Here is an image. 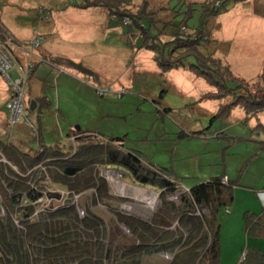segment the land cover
<instances>
[{
    "label": "rangeland",
    "instance_id": "1",
    "mask_svg": "<svg viewBox=\"0 0 264 264\" xmlns=\"http://www.w3.org/2000/svg\"><path fill=\"white\" fill-rule=\"evenodd\" d=\"M84 1L0 0L1 23L17 38H24L29 29L38 27L40 32L47 33L44 36H47L50 46L68 51L77 59L76 65L70 68L71 77L63 74L56 77V70L45 67L43 94L47 99L46 105L39 104L37 109L30 110L25 83L24 112L27 111L25 117L31 126L23 120L10 123L9 112L0 101V111H6L7 117L6 120L0 117V140L11 138V134L15 139V134H19L28 144L36 143L40 135L45 145H60L67 141L70 130L78 126L81 131L96 134L97 137L93 136L95 141L123 138L125 149L135 151L148 166L167 171L170 178L181 185H178L179 190L225 175L233 186L223 193L215 210L219 223L220 261L222 264H239L245 254L256 250L261 253V264H264V237L248 235L244 222L246 213L256 215L264 208V128L258 125L264 123V109L256 113L258 115H251L237 107L228 114L231 95L213 99L217 88L189 68L159 69L150 50L141 47L143 39L135 27L115 17H107L103 7H83ZM203 1L148 0L146 4L144 0H123L125 6L122 11L128 18L129 13L153 11V20L157 21L158 28L170 20L165 25L170 33L183 20L188 29L199 26V3ZM190 3L192 15L184 19ZM225 6L229 8L227 11ZM41 8L48 15V20L39 18ZM116 10L119 12L118 8ZM218 10L220 12L208 20L207 34L209 31L234 32L237 48L249 36L247 30L252 31V36L246 39L249 48L243 56L248 58L247 61L231 64L228 59L235 46L231 45L227 53L225 50L217 51V58L222 55L219 58L222 65L217 66L214 60L212 66L221 77L230 79L224 81L230 92H240L248 97L260 96L264 89V80L260 78L264 61L263 64L259 62L264 55V26L256 25V21L262 19L264 23L262 17L257 18L258 14L264 15V0L226 3ZM246 13L257 16L231 25L233 20L243 18ZM47 30L53 32L48 33ZM182 30H186L185 26ZM155 33L165 39L164 33ZM260 35H263V40ZM208 44L212 46L214 42L209 41ZM200 46L202 51L211 52L205 42ZM188 61L194 59H187L185 66ZM40 63L45 65V62ZM12 72L14 75L17 73L15 67H12ZM19 124L24 130L17 128ZM76 145L70 140L61 146H73L74 149ZM25 153H31V150ZM0 162L14 167L4 157L1 148ZM100 168L112 195L126 199L119 204L121 211L146 218L144 215L155 210L158 198L150 191L157 192L159 188L153 190V186L144 185L148 187L145 191L133 184L134 179L124 168H119L120 171L108 166ZM12 169L16 170V167ZM106 169L115 171L112 176L116 180L109 178L111 174L105 173ZM53 186L50 183L43 186L44 193L52 196L46 195L47 201L36 204L38 210L48 204L54 209L60 204L55 200L57 192ZM85 195L90 196L91 191H82L77 198ZM152 197L154 204L149 201ZM89 205H94L91 198ZM6 213V206L0 200V217Z\"/></svg>",
    "mask_w": 264,
    "mask_h": 264
},
{
    "label": "trees",
    "instance_id": "2",
    "mask_svg": "<svg viewBox=\"0 0 264 264\" xmlns=\"http://www.w3.org/2000/svg\"><path fill=\"white\" fill-rule=\"evenodd\" d=\"M144 1L148 3V0ZM238 1L242 0H204L199 3V26L188 29L183 20L170 33L165 26L170 20L158 28L157 21L153 20V11L129 13L128 18L122 11L125 6L123 0H85L82 6L103 7L121 22L127 19V25L131 24L142 36V44L154 51L155 61L161 70L189 68L217 88L213 99L231 95L228 114L241 107L246 114L255 115L264 109V89L260 96L249 97L240 92H230L224 82L230 79L221 77L212 66L214 60L217 66L222 65L219 58L213 52L207 53L200 48L201 42L209 40L206 32L208 20L220 12V6ZM187 8L184 19L192 15V3ZM225 9L229 8L225 6ZM43 15L45 17L40 15L39 18L47 19L44 9ZM182 26L186 30H182ZM155 31L164 33L167 39ZM36 33L45 40L44 34ZM8 35L11 34L0 20V38ZM38 52L39 63L47 61L57 65L66 61L69 65H76L67 59L43 57ZM190 57L194 61H188L185 66ZM260 78L264 80V66ZM46 100L45 96H40L35 103L46 105ZM31 102L29 99V108ZM258 125L264 128L263 124ZM72 132L78 136L74 149L73 146L66 148L59 144L42 145L34 154L21 151L12 140H0L2 154L14 166L0 162V200L7 209L6 215L0 217V264H222L215 210L223 193L233 186L230 179L225 175L213 177L192 186L188 192L180 193V184L171 179L167 171L145 164L135 151L124 148L123 138L95 141L93 136L97 135L92 132L73 128L69 136L74 135ZM100 166L124 168L135 182L159 188L156 209L146 218L121 211L119 204L126 199L112 195L109 183L101 175L103 169ZM15 167L16 170L12 169ZM48 183L56 190L59 189L55 187L57 185L67 194L57 201L60 197L57 191L54 197L60 204L54 209L48 204L43 210H38L35 205L39 204V198L46 200L52 196L43 190ZM88 190L91 191L90 196L75 197ZM176 192L179 193L178 200H169L168 197ZM90 198L93 206H88ZM195 206L209 211L198 217L194 214ZM244 222L248 235L264 237V208L256 215L246 213ZM161 251L171 252L172 259H163L159 254ZM262 258L261 253L255 250L245 254L239 264H261Z\"/></svg>",
    "mask_w": 264,
    "mask_h": 264
},
{
    "label": "crops",
    "instance_id": "3",
    "mask_svg": "<svg viewBox=\"0 0 264 264\" xmlns=\"http://www.w3.org/2000/svg\"><path fill=\"white\" fill-rule=\"evenodd\" d=\"M80 4V3H79ZM78 4V5H79ZM88 8H92V7H88ZM41 10L43 11V9L41 8ZM104 10V9H103ZM104 14H107L106 16L108 17V16H112L107 10L105 11V13ZM253 16H249V13H246L245 14V16L243 17V18H239V20L237 19V20H233L232 22H231V25L233 24V23H237V22H239V21H241V20H243L244 18H247V19H250V17H254V16H257L256 14H252ZM47 17V19H43V20H48V15L46 16ZM258 17H262L263 19H264V15H259L258 14V16H257V18ZM254 18H256V17H254ZM0 20L2 21V18L0 17ZM42 20V19H41ZM253 21V20H252ZM256 25H258V26H264V23L262 22V19H258L257 21H256ZM215 25H216V22H215ZM4 26V25H3ZM5 27V26H4ZM6 28V27H5ZM6 30L11 34V35H13V37H14V39H17V40H19V41H24V40H26V39H30V38H32V37H34L37 33L36 32H40V30H38V27L37 28H34V29H29V32H28V34L27 35H25L24 36V38L23 37H18L17 38V36L13 33V32H11V30H9L8 28H6ZM247 30V29H246ZM48 31V33L50 32H53V30H47ZM218 32V31H217ZM217 32H215V31H209V40L206 42V46H207V48H209V50L211 51V52H213V54H214V56L217 58V56H218V54H217V51L218 50H225V52L227 53V51H228V47L229 46H231V45H235V33L234 32H232V33H227V31H225V32H222V33H217ZM247 32H248V34H249V36L248 37H251L252 36V31L250 30V31H248L247 30ZM42 34H44V35H46L47 33H43V32H41ZM139 33V32H138ZM243 34V33H242ZM241 34V35H242ZM139 35H140V33H139ZM246 36V34L244 35V37ZM140 37L142 38V36L140 35ZM244 37H239V38H242V40H243V38ZM247 37V38H248ZM164 38H166L167 39V36H164ZM247 38H245V40H244V42L242 43V41H241V45H239V47L242 49V50H244V51H242L240 48H237V46L238 45H235L234 47H233V51H232V55H231V58L230 59H228L227 57V59L229 60V62L232 64V63H234V62H237L238 61V63L239 62H243L244 60H248V58L247 57H244L243 55L245 54V53H247V51H248V48H249V42L248 41H246V39ZM260 38L262 39L263 38V35H260ZM150 39V38H149ZM154 39V38H153ZM152 39V40H153ZM263 40V39H262ZM209 41H213L214 42V45H212V46H209ZM143 41L141 42V47L142 48H145V49H148L147 48V46H144L143 44ZM227 48V49H226ZM148 50H150V49H148ZM41 56H43V57H54V58H60V59H67V60H70V61H72V62H74L75 64H76V60L77 59H75L73 56H72V54H70V53H68V51H65V50H61L60 48L58 49V48H56V47H54V46H50L49 45V43H48V41H47V36H45V40H44V42H43V44L41 45V47H40V49H39V52H38ZM150 53H151V57L155 60V57H154V51H152V50H150ZM16 54H18V57H17V61H23L24 60V54H22V55H20L19 53H16ZM242 54V55H241ZM222 57V55L220 56L219 55V58H221ZM264 59V55L260 58V63L261 64H263V60ZM42 61V60H41ZM42 62H45V63H43V64H45V65H42V63H39L38 61H36V65H35V68L32 70V72L29 74V76H28V82H27V96L28 97H26V99H30L31 101H35V99H37L38 97H40V96H45L44 94H43V92H44V82H46V80H44L43 79V75H45L46 74V72L44 71V70H46L47 71V69L45 68V67H47V66H50L53 70H56L58 73H56V77H60L61 76V74H63V75H65V76H72V74H71V72H70V68L71 67H73L72 65H69L66 61L65 62H60V63H57V65H53V64H50L49 62H47V61H42ZM49 63V64H48ZM43 66H44V68H43ZM157 66H158V64H157ZM158 68H159V66H158ZM160 69V68H159ZM177 69H179V68H177ZM187 69V68H186ZM172 70V69H171ZM191 73H192V71H190ZM49 77V76H48ZM69 78V77H68ZM8 97H9V93H8V85H7V83H6V81L1 77V75H0V101H3V103H4V107H5V109H6V111H7V108H6V105H5V103H6V101L8 100ZM28 102V101H27ZM37 102H36V104H35V108L34 109H37ZM39 106V105H38ZM31 110V109H30ZM5 111V112H6ZM5 112H3V111H0V113H2V116L0 115V117L1 118H3V119H5L6 120V115H5ZM8 112V111H7ZM26 112L27 111H25L24 112V116H26ZM258 115V114H257ZM263 125H264V123H263ZM27 126V125H26ZM17 128H19L20 130H24V127H23V125L22 124H19L18 126H17ZM11 136V138H7L6 140H12V142H14V144L21 150V151H23V152H25L26 150H31V153H33V152H35V151H37V150H39L40 149V147L42 146V145H44V146H52V145H45L44 144V138H43V136L42 137H40V135H39V139L36 141V143H28V144H26V142H24L22 139H21V137L19 136V134H15V139H14V136L11 134L10 135ZM37 136V135H36ZM35 136V137H36ZM77 135H73V136H69V134H68V137H67V141H65L63 144H67L70 140H72V141H75V142H77ZM3 141V140H2ZM63 144H60V145H63ZM112 168L114 169H117V170H119V168L120 167H115V166H112ZM120 171V170H119ZM133 179V178H132ZM133 182V184H135V185H137V186H139L140 188H142V189H144L145 191L147 190V189H145V188H148V187H145L144 185H141V184H139V183H136V182H134V181H132ZM130 183V182H129ZM132 184V183H131ZM147 186H149V185H147ZM152 189V188H151ZM153 190H155V187H153Z\"/></svg>",
    "mask_w": 264,
    "mask_h": 264
},
{
    "label": "built area",
    "instance_id": "4",
    "mask_svg": "<svg viewBox=\"0 0 264 264\" xmlns=\"http://www.w3.org/2000/svg\"><path fill=\"white\" fill-rule=\"evenodd\" d=\"M39 10L42 17H45L43 15V11L41 9ZM123 23L128 24L129 21L127 19H124ZM43 40L44 38L40 34H36L34 37L30 39H26L24 41H16L14 37H12L11 35L6 36L5 38H0V75L7 82L10 91L8 100L6 102V108L7 111L9 112L10 123L12 124H15L16 122L23 120L27 125L31 126L30 120L24 116L25 101H26L25 83H27L26 81L28 80V76L31 70L33 69V67H35L36 61L40 60V57L37 55V51L40 49L41 45L43 44ZM10 41H13L12 44L10 43ZM14 47L17 49H15ZM18 52L25 55L23 61H17L18 54L16 53ZM12 67H15L17 70V73L15 75L12 72ZM105 173L111 174L109 178H111L112 180H116L112 176L115 174L114 170L111 171L106 169ZM117 175L118 177L120 176V174ZM54 190L60 193V197L56 199L57 201H60L63 198V196L67 194V192L62 189L56 190L54 188ZM180 190H181L180 193L189 191L188 189H185L183 187ZM150 192L151 193L154 192L155 197L157 196L158 198L159 196L158 191L157 192L150 191ZM178 194H179L178 192L172 193L168 197L169 200L177 201ZM44 200H45L44 197H40L37 202L42 203L44 202ZM149 201H151L152 204L155 203L153 197ZM43 208L41 207L39 210H43ZM208 211L209 210L205 207H200V206L194 207V214L198 217H201L202 215L208 213ZM79 213L82 215L83 211L80 209ZM148 216L149 215H144V217H148ZM124 230L129 233V230L126 229L125 227ZM160 256L163 259L170 260L172 259L173 254L168 251H161Z\"/></svg>",
    "mask_w": 264,
    "mask_h": 264
},
{
    "label": "water",
    "instance_id": "5",
    "mask_svg": "<svg viewBox=\"0 0 264 264\" xmlns=\"http://www.w3.org/2000/svg\"><path fill=\"white\" fill-rule=\"evenodd\" d=\"M35 104H36V103H35V101L33 100V101L31 102V106H30V109H31V110H34V108H35ZM76 129L79 130L80 128L77 126Z\"/></svg>",
    "mask_w": 264,
    "mask_h": 264
},
{
    "label": "bare ground",
    "instance_id": "6",
    "mask_svg": "<svg viewBox=\"0 0 264 264\" xmlns=\"http://www.w3.org/2000/svg\"><path fill=\"white\" fill-rule=\"evenodd\" d=\"M149 198V197H148ZM152 204V203H151Z\"/></svg>",
    "mask_w": 264,
    "mask_h": 264
}]
</instances>
